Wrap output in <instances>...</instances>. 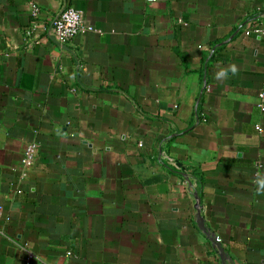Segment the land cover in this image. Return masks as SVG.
Returning a JSON list of instances; mask_svg holds the SVG:
<instances>
[{"label": "crops", "instance_id": "0c3cea01", "mask_svg": "<svg viewBox=\"0 0 264 264\" xmlns=\"http://www.w3.org/2000/svg\"><path fill=\"white\" fill-rule=\"evenodd\" d=\"M65 1L0 0V264H264V0Z\"/></svg>", "mask_w": 264, "mask_h": 264}, {"label": "built area", "instance_id": "2783aa9c", "mask_svg": "<svg viewBox=\"0 0 264 264\" xmlns=\"http://www.w3.org/2000/svg\"><path fill=\"white\" fill-rule=\"evenodd\" d=\"M73 0H66L58 14L53 18L50 28L51 36L60 44H67L75 35L86 32L100 31L95 26L89 24L84 16L83 10L75 7L71 2ZM32 16L39 17L41 10L38 6H33ZM256 32L264 34V27H258ZM26 36L31 39V42L40 43L44 38L36 35V26L26 29ZM259 106L264 111V89L259 94ZM36 154V145L31 143L28 145L22 163L24 166H30L33 163ZM71 253L68 252V255Z\"/></svg>", "mask_w": 264, "mask_h": 264}, {"label": "clouds", "instance_id": "9594fccd", "mask_svg": "<svg viewBox=\"0 0 264 264\" xmlns=\"http://www.w3.org/2000/svg\"><path fill=\"white\" fill-rule=\"evenodd\" d=\"M232 70L233 72L236 71L235 66H233ZM262 190H264V182H261V189H258V191H262Z\"/></svg>", "mask_w": 264, "mask_h": 264}, {"label": "water", "instance_id": "95a60500", "mask_svg": "<svg viewBox=\"0 0 264 264\" xmlns=\"http://www.w3.org/2000/svg\"><path fill=\"white\" fill-rule=\"evenodd\" d=\"M51 39L54 40L55 42L59 43V42L55 39V37L51 36ZM59 44H60V43H59ZM200 222H201V223L203 222V219H202V218H200Z\"/></svg>", "mask_w": 264, "mask_h": 264}]
</instances>
